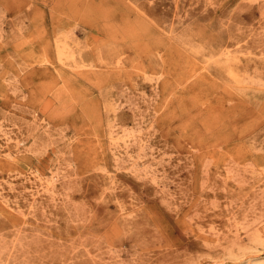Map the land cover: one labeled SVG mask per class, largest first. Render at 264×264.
Instances as JSON below:
<instances>
[{
	"label": "rangeland",
	"instance_id": "rangeland-1",
	"mask_svg": "<svg viewBox=\"0 0 264 264\" xmlns=\"http://www.w3.org/2000/svg\"><path fill=\"white\" fill-rule=\"evenodd\" d=\"M255 263L264 0H0V264Z\"/></svg>",
	"mask_w": 264,
	"mask_h": 264
},
{
	"label": "bare ground",
	"instance_id": "bare-ground-1",
	"mask_svg": "<svg viewBox=\"0 0 264 264\" xmlns=\"http://www.w3.org/2000/svg\"><path fill=\"white\" fill-rule=\"evenodd\" d=\"M58 44L60 45V43H58ZM61 44H62V43H61ZM65 44H66V43H65ZM56 45H57V44H56ZM65 46H66V45H65ZM62 47L64 48V46H63V45H61V47H60V48H62ZM63 48H62V49H63ZM58 49H59V48H57V50H58ZM62 49H61V50H62ZM63 51H64V50H63ZM63 51H62V52H63ZM58 52H59V55H60V50H59ZM65 53H66V52H65ZM64 55H65V54H64ZM61 58H62V57H61ZM255 264H256V263H255Z\"/></svg>",
	"mask_w": 264,
	"mask_h": 264
}]
</instances>
